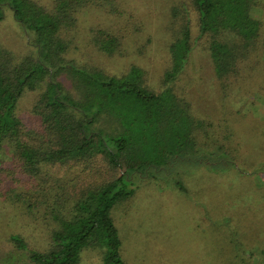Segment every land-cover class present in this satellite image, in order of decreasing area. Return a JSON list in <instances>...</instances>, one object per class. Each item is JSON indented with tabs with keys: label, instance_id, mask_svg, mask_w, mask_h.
<instances>
[{
	"label": "trees",
	"instance_id": "16d2710c",
	"mask_svg": "<svg viewBox=\"0 0 264 264\" xmlns=\"http://www.w3.org/2000/svg\"><path fill=\"white\" fill-rule=\"evenodd\" d=\"M3 2L20 22L27 48L16 55L0 44V197L6 196V180L21 184L8 200L52 226L48 247L29 251L30 264H79L84 249L101 244L103 264H125L111 208L133 195L128 183L143 166L133 161L127 140L131 104L137 101L139 111H146L163 100L161 109L170 117L175 104L133 67L114 74L71 57L79 14L98 10L123 20L120 0ZM165 29L172 64L163 87L175 82L197 49L210 57L219 84L228 88L264 56V0H178ZM139 30L125 19L91 28L88 38L111 58L126 55L122 45ZM25 101L29 122L18 115ZM10 241L27 250L20 235Z\"/></svg>",
	"mask_w": 264,
	"mask_h": 264
},
{
	"label": "rangeland",
	"instance_id": "374dc122",
	"mask_svg": "<svg viewBox=\"0 0 264 264\" xmlns=\"http://www.w3.org/2000/svg\"><path fill=\"white\" fill-rule=\"evenodd\" d=\"M177 1L120 0L127 23L140 30L122 45L126 55L111 58L91 43L90 29L125 19L98 10L79 14L71 53L78 64L114 74L133 67L175 104L174 117L165 116L163 100L146 111L131 104L127 140L133 161L143 166L128 183L133 195L111 208L121 256L125 264H264V56L223 88L210 57L195 49L175 82L163 87L172 64L165 27ZM0 15V44L21 55L27 42L20 22L6 2ZM18 115L30 121L27 101ZM3 187L6 196L22 190L10 180ZM6 196L0 197V264H30L29 251L48 247L52 226ZM17 234L27 250L10 241ZM105 251L103 244L87 247L79 264H103Z\"/></svg>",
	"mask_w": 264,
	"mask_h": 264
}]
</instances>
